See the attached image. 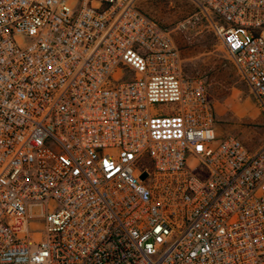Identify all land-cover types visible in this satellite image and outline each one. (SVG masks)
<instances>
[{
  "label": "built area",
  "instance_id": "1",
  "mask_svg": "<svg viewBox=\"0 0 264 264\" xmlns=\"http://www.w3.org/2000/svg\"><path fill=\"white\" fill-rule=\"evenodd\" d=\"M190 1L264 111V0ZM0 264H264V142L137 0H0Z\"/></svg>",
  "mask_w": 264,
  "mask_h": 264
},
{
  "label": "rangeland",
  "instance_id": "2",
  "mask_svg": "<svg viewBox=\"0 0 264 264\" xmlns=\"http://www.w3.org/2000/svg\"><path fill=\"white\" fill-rule=\"evenodd\" d=\"M137 5L172 30L183 58L184 74L206 81L218 135L236 136L253 150L260 147L264 142V111L224 46L204 21L195 18V5L190 0H137ZM172 106L162 103L157 109Z\"/></svg>",
  "mask_w": 264,
  "mask_h": 264
},
{
  "label": "trees",
  "instance_id": "3",
  "mask_svg": "<svg viewBox=\"0 0 264 264\" xmlns=\"http://www.w3.org/2000/svg\"><path fill=\"white\" fill-rule=\"evenodd\" d=\"M164 27H166V26H164ZM206 82V81H205ZM206 85H207V83H206ZM207 89H208V86H207ZM208 94H209V92H208ZM209 98H210V96H209ZM211 100V99H210ZM212 102V101H211ZM212 105H213V103H212ZM213 108H214V106H213ZM214 111H215V109H214ZM215 120H216V114H215ZM245 144V143H244ZM246 145V144H245ZM247 146V145H246ZM248 147V146H247ZM248 148H250V147H248Z\"/></svg>",
  "mask_w": 264,
  "mask_h": 264
}]
</instances>
